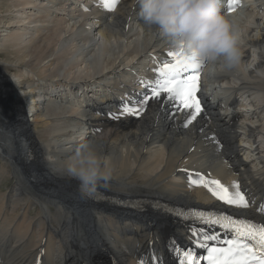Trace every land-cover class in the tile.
<instances>
[{
    "label": "bare ground",
    "instance_id": "bare-ground-1",
    "mask_svg": "<svg viewBox=\"0 0 264 264\" xmlns=\"http://www.w3.org/2000/svg\"><path fill=\"white\" fill-rule=\"evenodd\" d=\"M46 1L11 2L3 12L7 10L12 19L8 24L0 19L4 29L0 46L13 50L11 54L0 51V264H179L180 249L197 250L206 237L225 240L216 225L182 220L185 210L196 217L208 213L264 224V212L259 210L264 204V0H249L251 16L236 13L231 22L239 36L240 64L225 69L219 60L207 63L200 80L213 92L199 91L202 111L198 115L163 96L150 99L139 115L120 113L122 105L138 106L150 93L155 67L174 51L166 39L144 25L138 0H119L114 12L103 6V0H68L64 6L48 0L55 4L51 16L70 11L63 22L69 24L67 29L74 19L72 9L83 17H97L96 23L88 21L100 26L97 33L104 42L98 45L103 46L96 51V60L87 66L88 73H65V79L59 73L66 66L81 69L84 63L75 58L67 61L69 55L79 54V58L92 41L84 37L89 31L80 30L75 51L67 47L65 51L69 39L62 29L48 42L31 41L29 27L41 23L36 16V25L28 26L32 14L27 11H37L43 21L50 16ZM142 29L148 37L145 47L154 44L155 52L146 49L133 56L140 50L128 47L115 55L121 60L124 54L123 60L113 62L114 47L119 49L117 45ZM59 51L64 56H58L57 63L53 57ZM55 65L59 67L49 73ZM110 67L115 71L110 72ZM79 77L88 82L76 81ZM109 78H124L132 87L124 96L126 101L112 110L107 109L112 102L106 101ZM226 82L237 85L231 94L238 96L233 105L239 101V106L231 110L224 109L225 99L219 93ZM66 93H74L75 100L65 98ZM70 101L74 109L69 111ZM57 102L62 113L56 112ZM65 121L76 124L65 128ZM85 143L106 159L111 171V178L90 196H83L79 182L64 174L65 161ZM205 181H219L230 192L238 183L249 207L224 203L203 186ZM140 201L150 207L170 206L174 217L130 207Z\"/></svg>",
    "mask_w": 264,
    "mask_h": 264
},
{
    "label": "clouds",
    "instance_id": "clouds-1",
    "mask_svg": "<svg viewBox=\"0 0 264 264\" xmlns=\"http://www.w3.org/2000/svg\"><path fill=\"white\" fill-rule=\"evenodd\" d=\"M144 25L166 39L174 51L195 56L203 64L217 61L225 69L241 62L239 36L222 15L221 0H138ZM64 174L79 182L83 196H90L111 178L105 158L85 143L64 164Z\"/></svg>",
    "mask_w": 264,
    "mask_h": 264
},
{
    "label": "snow or ice",
    "instance_id": "snow-or-ice-1",
    "mask_svg": "<svg viewBox=\"0 0 264 264\" xmlns=\"http://www.w3.org/2000/svg\"><path fill=\"white\" fill-rule=\"evenodd\" d=\"M118 4L119 0H103V6L110 12H114ZM167 55L170 59L163 61L156 69L158 79L154 86H150V93H145L138 106H130V103L122 105L120 113L139 115L146 110L150 99L160 100L162 96L180 108L189 110L190 114L198 115L202 111L196 94L199 91L200 80L198 70L202 69L204 64L194 55L189 57L182 51L169 52ZM195 115L191 118L195 119ZM112 117L120 119V115L117 114H112ZM209 184L215 185V188L209 187ZM203 186L208 187L214 196L230 206L249 207V202L240 192L238 183L233 185L232 192L219 181H205ZM259 210L264 212V204ZM197 220L205 224L219 225L230 238L223 246L213 247L207 244V240L216 237H206L203 242L197 244V247H204L207 255L197 257L195 250L185 249L178 257L179 264H200V259L205 260L206 264H264V224L222 215L201 216L197 217Z\"/></svg>",
    "mask_w": 264,
    "mask_h": 264
},
{
    "label": "rangeland",
    "instance_id": "rangeland-1",
    "mask_svg": "<svg viewBox=\"0 0 264 264\" xmlns=\"http://www.w3.org/2000/svg\"><path fill=\"white\" fill-rule=\"evenodd\" d=\"M20 0H12V1H10V0H0V4H2L4 7L2 8V10H1V14H0V19L1 20H4V21H7L6 23L8 24V20H11L12 19V17H10L9 18V16H10V14H8V13H6L7 12V10L5 11V12H3L4 11V9H6V7L8 8L10 5L9 4H11V2H12V4H15L16 2L18 3ZM43 1V0H42ZM2 2V3H1ZM14 2V3H13ZM46 3H49L50 5H49V7H48V9H47V12L49 13V15L50 16H47L46 18H44V20L42 21L41 20V15L39 14V13H37V11H31V12H29V10L30 9H28V11H27V13H29V14H32V15H30V16H32V17H30L31 19H30V22L31 23H29V25L28 26H35L36 25V23H34V21H36V20H40V23H41V25L40 24H38V25H40V26H36V27H38V28H34V27H29V30L28 31H30L29 33H30V35H29V39H32L31 41H37V42H39L40 43V41H44V40H46V42H48V39L50 38V37H52L53 35H54V33H55V31H58V29L59 30H64V32H66L67 31V34H66V36H68V38L67 37H65L66 39H69V43H67L66 44V46L63 48V49H65L66 47V49H71V51H72V49H73V51H75L74 49L76 48V46H78V43H80L79 42V40H78V36L77 35H75L76 34V32L78 31V26L79 25H81V26H83L84 25V22L81 20L82 18L81 17H79V13H78V11L76 12L74 9H72V18H74L73 20H70L69 22H70V28H68L67 29V24L68 23H63V22H66V19L68 20V12H70V11H68V9H64V10H62L61 12H56L55 13V15H53V16H51V14H50V12L49 11H51V12H53L52 11V9H53V7H54V3H52L51 4V2H49L48 0L46 1ZM59 3V2H58ZM7 4H8V6H7ZM1 5V6H2ZM57 5V4H56ZM60 6H64L62 3L60 4ZM62 8H64V7H62ZM56 9H61V7H57L56 6ZM57 10V11H58ZM17 13H21L20 11L19 12H17ZM17 13H15V14H17ZM68 13V14H67ZM66 15V16H65ZM5 16H7V17H5ZM37 16V17H36ZM40 16V17H39ZM55 16V17H54ZM74 16V17H73ZM2 17V18H1ZM35 17L37 18L36 20H33V19H35ZM67 17V18H66ZM64 19V20H63ZM54 20V21H53ZM42 21V22H41ZM48 21H50V22H48ZM58 21V22H57ZM82 21V22H81ZM12 21H9V23H11ZM61 22V23H60ZM74 22V23H73ZM80 22H81V24H80ZM59 24H61V25H59ZM72 24V25H71ZM79 24V25H78ZM66 25V26H65ZM69 25V24H68ZM76 25V26H75ZM0 26H2V25H0ZM60 26V27H59ZM74 26V27H73ZM21 27V26H20ZM20 27H17L18 28V30H22V29H19ZM58 27V28H57ZM64 27V28H63ZM10 28H12V27H7V28H5L6 30H10ZM23 28V27H22ZM32 28H33V30H32ZM45 28V29H44ZM72 28V29H71ZM14 29V28H13ZM23 29H26L27 30V28H23ZM39 31H38V30ZM44 29V30H43ZM66 29V30H65ZM70 29V30H69ZM4 29L2 28V27H0V33H1V31H3ZM31 31H32V33L33 34H31ZM34 31V32H33ZM36 31V32H35ZM42 31V32H41ZM68 31H70V32H68ZM39 32V34H37ZM79 33V32H78ZM77 33V34H78ZM35 34H36V36H35ZM133 34H134V32H133ZM1 35V34H0ZM32 35H34V36H32ZM38 35V36H37ZM73 35H74V37L75 36H77V37H75L76 38V40L78 41L77 43L75 42L76 40H74L75 38L73 37ZM70 36V37H69ZM33 37H35V38H33ZM4 37H2V39H3ZM146 38H148V37H146L145 35L143 36V34L142 33H138V34H134L132 37H131V39L130 40H127V41H124L123 42V44H122V42L119 44V45H117V46H120V48L119 49H117V47H114V52L111 54V59L113 60V62L118 58V60L120 59V57H116L117 56V54H119V52H120V50H122V49H124L125 50V48H126V50L128 49V47L129 48H132L133 49V47H136V42H137V40H141V39H143V41L144 42H147L146 40ZM39 40V41H38ZM74 42H73V41ZM72 41V42H71ZM36 42V44H38L39 45V43H37ZM45 42V41H44ZM132 44V45H131ZM42 46H45L46 47V45L45 44H41ZM124 45V46H123ZM143 45H144V43H143ZM34 46V45H33ZM132 46V47H131ZM145 46V45H144ZM154 46V44H152L151 46H150V48H151V50H149L150 52H152L153 50V52L152 53H154L155 52V48H152ZM49 47H51V46H49ZM34 48H36V46L34 47ZM33 48V49H34ZM2 49V50H1ZM32 49V48H31ZM32 49V50H33ZM47 49V48H46ZM49 49V48H48ZM47 49V50H48ZM66 49H65V51H66ZM146 49L148 50L149 48H144L143 49V51H146ZM30 50V49H29ZM31 50V51H32ZM35 50V49H34ZM34 50H33V52H34ZM39 50V49H38ZM61 50V49H60ZM98 49H97V47L96 48H94V49H88V50H86V51H84L83 52V54H80V57L78 58V55L79 54H74V56L72 55V56H70L69 55V57H68V59H67V61H73V59L75 58V60L76 59H80V60H82L84 63H83V65L81 66V69H83V70H81L80 69V67L79 68H74V66L72 67L71 66V64L70 65H68V66H70V67H65V69H64V71L62 70L61 71V73H59V75L63 78V79H65V73H77V72H79V70L81 71V72H86L87 71V73H88V65H91V64H89V63H93V60H96V51H97ZM0 51H4V53H9V54H11V52L13 51L11 48H8V47H5L4 49H3V47H1L0 46ZM95 51V52H94ZM119 51V52H118ZM87 52V53H86ZM125 52V51H124ZM13 53V52H12ZM38 53V51L37 52H35V54H37ZM60 53H62V51L60 52H56V56H54L53 58H54V60H56L55 62H57V59L58 60H60V58L59 57H61L62 55L64 56V54L62 53V54H59ZM95 54V55H94ZM134 54V53H133ZM55 55V54H54ZM82 55V56H81ZM85 55V56H84ZM116 55V56H115ZM59 56V57H58ZM136 56V55H135ZM56 57V58H55ZM123 57H124V54H123ZM123 57H122V59L121 60H123ZM4 58V57H3ZM85 58V59H84ZM10 59H13V57L11 56V58ZM115 59V60H114ZM30 60L32 61L33 60V58L31 57L30 58ZM30 60L28 59V61L30 62ZM121 60H119V61H121ZM118 61V62H119ZM74 62V61H73ZM58 63V62H57ZM59 63H60V65L61 64H65V63H62L61 61H59ZM69 63V62H68ZM142 63H144V62H142ZM79 64V63H78ZM78 64H76V65H78ZM82 64V63H81ZM118 64V63H117ZM50 65V64H49ZM49 65H47V66H49ZM57 65V64H56ZM56 65H55V67L54 68H52L51 70V72L49 71V73H52V72H54L56 69H57V67H59V65L56 67ZM73 65V64H72ZM75 65V66H76ZM17 66V65H16ZM65 66V65H64ZM122 67V66H121ZM72 68V69H71ZM111 69V71L110 72H114L115 71V69H114V67L112 68V67H110ZM139 67L137 66V69H138ZM141 68L143 69L144 67L143 66H141ZM54 69V70H53ZM27 70V69H26ZM113 70V71H112ZM30 71V70H29ZM24 74V73H23ZM143 74V73H142ZM141 74V75H142ZM83 78H85V77H79V78H77L76 79V81H79V80H83ZM120 79H124V78H118V80H120ZM10 80H12V79H10ZM15 82L14 83H17V80H14ZM109 82H111L112 80H110V78H109V80H108ZM33 82V81H32ZM82 82V81H81ZM81 82H78V83H81ZM83 82H88V81H86V80H83ZM98 88V87H97ZM18 90H19V88H18ZM96 90V89H95ZM99 90V89H98ZM98 92V91H97ZM96 93V92H95ZM61 94V93H60ZM69 95V98L71 97V99H69V100H72L73 99V95H75L74 93H66V96L65 97H67ZM76 96V95H75ZM55 98V97H54ZM98 98V97H97ZM73 100H75V99H73ZM71 102L72 101H70V105L68 104V106H67V109L70 111V109L69 108H73L74 109V106H73V104H71ZM26 104V103H25ZM61 103L60 102H57V104H56V107H57V109H56V112H58V113H62L63 111H62V104L60 105ZM48 103H46V107L45 108H47V109H49L48 108ZM59 106H61V107H59ZM70 106V107H69ZM72 118H74L75 120H77V122H78V126H79V119L77 118V117H72ZM77 118V119H76ZM31 120V119H30ZM73 123H68L67 124V122L65 121V128H68V127H74V124H76V123H74V121H72ZM35 124V123H34ZM40 133H43L44 134V131L43 132H40ZM28 160V159H27ZM9 183L10 182H8V183H6L5 185L6 186H8L9 185Z\"/></svg>",
    "mask_w": 264,
    "mask_h": 264
},
{
    "label": "water",
    "instance_id": "water-1",
    "mask_svg": "<svg viewBox=\"0 0 264 264\" xmlns=\"http://www.w3.org/2000/svg\"><path fill=\"white\" fill-rule=\"evenodd\" d=\"M141 205H143V204H141ZM182 210H183V209H182ZM153 211H156V212L161 213V214H168V215L174 217V215H171V214H170V212H173V211L170 209V206L162 207V206L158 205V207H157L156 209H154ZM167 211H169V213H167ZM184 212H189V211H188V210H185ZM181 214H182V213H181ZM181 219L184 220V221H186L187 223H189V222L196 223L194 220H192V219H190V218H186V217H184V216H182Z\"/></svg>",
    "mask_w": 264,
    "mask_h": 264
}]
</instances>
